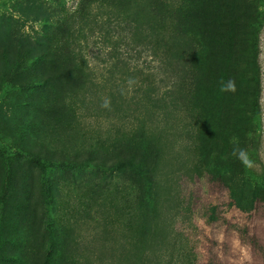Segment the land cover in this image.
<instances>
[{"label":"rangeland","instance_id":"374dc122","mask_svg":"<svg viewBox=\"0 0 264 264\" xmlns=\"http://www.w3.org/2000/svg\"><path fill=\"white\" fill-rule=\"evenodd\" d=\"M141 1L0 0V147L18 134L31 141L33 151L43 153L46 147L52 157L91 160L89 166L50 168L45 176L24 160L13 166L8 187L0 157V264H45L48 255L49 264H264V203L253 209L239 204L224 186L217 160L211 161L222 145L221 124L231 126L239 118L247 71L240 59L246 56L244 44L233 46L231 77L224 81L234 80L235 92H222L220 78L211 88L190 91L184 88L190 67L204 60L167 57L160 64L144 52L142 30L135 35L133 18V11L142 15ZM169 20L162 41L155 42L160 50ZM44 31L59 57L37 61L31 76L46 82L24 89L20 98L57 99L65 108L56 113L60 119L40 118L41 123L34 119L39 110L15 114L8 103L4 88L21 80H8L6 86L2 80L11 75L6 60L15 40L37 52ZM256 52L264 124V23ZM222 60L214 58L218 66ZM71 63L76 69L67 80L60 67ZM204 73L199 71L200 79ZM170 84L173 90L166 89ZM140 132L156 150L150 156L153 183L147 201L124 160L128 139L137 145ZM13 152L20 153L7 149L6 154ZM43 177L52 207L41 192Z\"/></svg>","mask_w":264,"mask_h":264},{"label":"trees","instance_id":"16d2710c","mask_svg":"<svg viewBox=\"0 0 264 264\" xmlns=\"http://www.w3.org/2000/svg\"><path fill=\"white\" fill-rule=\"evenodd\" d=\"M81 1L83 0H80V4ZM261 1L172 0L169 2L167 0H142V15L140 16L133 11V18L137 22L135 35L142 30L140 34L141 49L158 58L160 64H164V59H167V57L176 59V61L185 60L186 58L204 60L202 65H197L196 61L190 67L187 82L184 83V88H189L190 91L191 89L211 88L213 83L216 82V78H220L223 82L230 78V61L233 57H236L235 53L237 52L233 46L244 44V54L246 53V56L240 59L246 63L247 71L242 77L245 81V88L239 90L242 99L238 110L239 118L235 119L233 124H230L231 126L221 124L217 136L220 138L222 145L216 152L217 154L211 158V161L214 163L215 159L217 160L221 179L224 186L230 190V195L239 204H250L251 209L255 207L257 202L264 203V168L261 166L262 153L264 152V124L260 102V68L256 56L258 31L264 23V7ZM78 10H80V5ZM169 17L170 25L166 30L168 33L167 43L162 44L164 49L160 50L155 42L162 41L161 33L165 29L166 19ZM47 33L43 32V40H36V44L40 46L37 52L32 44L15 40L11 49L10 60H6V71L10 72L11 75L7 80H2L4 86L11 83L9 81H12L13 78L21 80L19 85L12 84L10 89L4 88L3 92L10 94L8 103L10 105L13 103L16 108L14 110L15 114H21L22 110L27 111L34 107L37 111H40V113L36 112L34 114V119H38L39 122L60 119V116H57L56 113L65 108V103L57 99L43 98L42 102L38 100V102L31 103L30 100L20 98L21 92L30 89L29 87L43 86L46 82L39 80L40 77L34 80V76H31L34 72L30 71H33L37 61L46 57H49V60H56L59 57L55 50H51V37ZM211 55L212 58L208 60V56ZM216 57L224 59L221 66H218L214 61ZM235 60L238 62V58ZM73 62L75 63L74 60ZM74 63L60 67V74L63 78L68 80L74 75L73 71L76 69ZM180 66L186 72L184 64H180ZM172 70L174 69L172 68ZM200 70L205 71L201 75L203 79L199 78L198 73ZM174 86V84H170V86H166V89L173 90ZM13 89L14 92H12ZM215 96L218 97L219 104L221 99L217 94ZM12 99H14V102H12ZM128 140L129 143L126 144L128 147L127 152L124 154L125 163L128 165L130 172L140 182V197L144 201L150 200L153 183L150 173V156H153V151L156 150L151 140L145 137L144 132H140L137 145L133 138ZM7 149L20 151V153L13 152L8 155L6 154ZM43 149V153H40L41 149L33 151L31 141L28 144L26 137H21L18 134L12 137L9 143L6 142V148L0 147V157L5 161L8 172V180L6 181L8 187L11 186L10 177L14 173L13 166L24 160L35 166L43 176L50 168L90 165L89 161L91 160L89 157L75 162V158L63 157L62 155L52 157L51 153L45 152L47 151L46 147ZM234 149H244L248 154V158L253 162V166L248 167L242 163L233 154ZM230 174L235 175V181L231 184ZM41 180L40 186L41 192L44 194V201L48 207H52L53 200L49 192L47 179L43 177ZM5 211H9V209L5 208ZM49 219L48 227L51 234L53 233L54 217H49ZM52 237L54 238L53 234ZM50 258V255L46 257L45 264H49ZM20 259L23 260L21 254L17 260L20 261Z\"/></svg>","mask_w":264,"mask_h":264},{"label":"clouds","instance_id":"9594fccd","mask_svg":"<svg viewBox=\"0 0 264 264\" xmlns=\"http://www.w3.org/2000/svg\"><path fill=\"white\" fill-rule=\"evenodd\" d=\"M221 91H236V84L234 80H229L227 83L221 82ZM233 154L237 156L246 166H253V162L248 158V154L244 149H234Z\"/></svg>","mask_w":264,"mask_h":264}]
</instances>
